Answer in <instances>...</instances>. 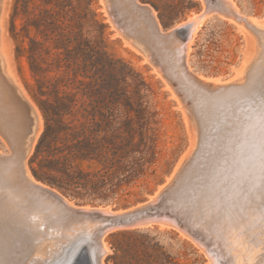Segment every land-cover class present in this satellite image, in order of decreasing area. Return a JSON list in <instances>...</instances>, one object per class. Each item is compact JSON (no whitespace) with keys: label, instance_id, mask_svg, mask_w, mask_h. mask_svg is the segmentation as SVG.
I'll list each match as a JSON object with an SVG mask.
<instances>
[{"label":"rangeland","instance_id":"1","mask_svg":"<svg viewBox=\"0 0 264 264\" xmlns=\"http://www.w3.org/2000/svg\"><path fill=\"white\" fill-rule=\"evenodd\" d=\"M115 1L118 2V0ZM139 1L151 5L163 30L169 31L176 28L178 32L179 44L175 46L176 51L171 52L172 55L169 54L170 52L167 53L168 56H172H170L171 60L168 59L170 61L166 63L162 59L163 64L158 65L159 70L155 68L151 60L152 54L145 55L144 49L134 37H137L136 32L140 27L137 23L139 19L134 20L127 12H123L122 6L116 4L114 0V3L112 0H94L93 6L99 18L107 25L110 50L129 61L153 83L157 90L155 100L161 117L157 179L151 180L148 189L143 191V185L134 186V193L120 204L105 205L106 203L77 201L66 197L76 206L93 207L92 209L103 207L120 213L122 208L134 206L145 200L148 194L173 171L174 181L161 196L155 198L156 200L154 199L146 207L148 211L145 208L144 213L142 212V216L137 220L139 225L136 221L135 225L129 223L113 228L105 234L104 239L109 251L105 254L103 263L212 264L211 255L205 246L195 239V235L211 237L215 244L221 246L227 234L221 232L216 224L221 221L218 217L226 207V203L232 201L245 216V223L237 229L238 242L230 248V252L244 255L247 263L254 261L255 264H264V176H261L258 169L254 173L249 172L250 158L258 163L260 136L259 125L253 119L257 105L250 102L249 94L255 92L258 98L261 88L264 87V79L248 89L233 88L240 81L247 80L250 74L247 70L251 72V65L259 50L257 33L247 23L221 13V9L225 10L222 7L224 0ZM233 1L238 7L239 14L264 24V0ZM14 2L15 0L2 1L0 54L8 76L27 99L38 120L37 128L30 139L26 162L32 176L41 182L33 174L31 158L44 130V116L35 96L36 80L27 56H17V42L11 32ZM121 12L124 16H121ZM120 17H123L125 21ZM22 21L21 18L16 20L18 29ZM121 21H124L123 25ZM132 22L137 23V26H133ZM191 37V47L187 55L189 68L199 73L198 77L216 84L220 83L216 88L207 90L197 87L192 88L195 90L193 91L191 87L184 85L186 83L180 84L179 81L175 83L167 75L169 67L171 68L169 71L178 73L177 70L180 68L178 57ZM153 46L155 47L154 43L151 44V47ZM169 63L173 66H169ZM174 65L176 69H173ZM243 77H246L245 80H240ZM167 79L173 83V86L168 84ZM186 91L189 92L185 94ZM16 122L18 123V120L9 121L7 125L9 129L7 127L5 130L0 129V237H2L0 250L3 248L0 251V264H17V259H20L18 260L20 264H28L30 261L34 264L36 262V264H74L73 259L77 250L84 246L89 248L90 263L99 264L93 243L89 241V238L97 234L96 230L101 224L97 221L100 218L98 214H92L93 221H88V217L87 220L79 216L74 217L76 214L73 215L72 211L54 202L50 197L31 190L29 192L21 187L18 164L24 153L22 148H15L12 143L20 142L19 134L25 133V127L19 124L21 121L18 125ZM241 187L247 189V194L238 196L236 193ZM16 199L20 200L19 203ZM55 210L59 214L62 213L61 218H58L59 214ZM164 217L177 222L174 226L163 224L161 221L165 219ZM64 219L67 220L64 221ZM146 219L153 221L142 224V221ZM31 220L36 227L30 223ZM37 222L40 224V226L38 224L39 227L36 225ZM81 223L86 226L84 227ZM90 224L94 226V229L93 226H89ZM26 227L28 230L31 229L30 231L33 230V234L39 229L36 236L38 233L40 236L31 234L32 232H28ZM74 227H77L78 231ZM43 238L44 241L41 242ZM25 239L28 241H23ZM9 242L13 244L10 246ZM6 246L8 250L5 249ZM3 251L5 254L9 251L11 253L7 256ZM22 258L24 260H21ZM227 259L231 260L232 256H228ZM4 260L9 262H1Z\"/></svg>","mask_w":264,"mask_h":264},{"label":"trees","instance_id":"2","mask_svg":"<svg viewBox=\"0 0 264 264\" xmlns=\"http://www.w3.org/2000/svg\"><path fill=\"white\" fill-rule=\"evenodd\" d=\"M93 2L15 0L11 32L44 116L33 174L77 201L120 204L157 179L161 117L155 86L110 50Z\"/></svg>","mask_w":264,"mask_h":264},{"label":"bare ground","instance_id":"3","mask_svg":"<svg viewBox=\"0 0 264 264\" xmlns=\"http://www.w3.org/2000/svg\"><path fill=\"white\" fill-rule=\"evenodd\" d=\"M2 1L3 0H0V26H1V18H2ZM108 1V0H107ZM110 1V0H109ZM225 3L224 5L222 6L223 8H225V10H220L221 13H224L225 15L229 16V17H232L234 18V20H237V21H240V22H244V23H247L248 25H250L251 27H253L257 33V37H258V41H259V50H258V53H257V56L253 62V64L251 65L252 68H251V72L247 70L248 73H250L247 77V80L246 81H240L238 84L234 85L233 88L235 89H248L252 86H254L255 84L258 83V81L260 80H263L264 79V24H261L257 21H255L254 19L252 18H249L247 19L248 17L247 16H242L241 14H239V10H238V7L237 5L235 4V2L233 0H224ZM113 2V0H112ZM111 2V3H112ZM114 2L116 4H120V6H122V8L125 10H123V12H127L130 17H132L134 20L135 19H139L135 22L138 23V25L140 27H138V32H136L137 34V37H135L137 43L144 49V54L145 55H149L150 53L152 54V62L154 63V66L157 70H159L158 68V65L161 63L163 64V60L166 62L170 61V56L172 55L171 52H174L176 51V48L175 46L178 45V32L176 30V28L172 29V30H169V31H166V30H163L162 27H161V24L160 22L158 21V18L157 16L155 15V12L153 11V8L151 7V5H148L147 3H142L140 2L139 0H118V2H116L114 0ZM113 2V3H114ZM110 3V4H111ZM112 3V4H113ZM114 4L115 6H119V5H116ZM111 7V6H110ZM122 8H120L122 10ZM119 9V8H118ZM119 9V10H120ZM122 13V12H121ZM126 13V14H127ZM119 14V13H118ZM124 13H122L121 16H124L123 15ZM125 14V15H126ZM118 17V15H116ZM116 17V18H117ZM113 18V17H112ZM120 18H123V17H120ZM126 19V16L124 17ZM123 18V20H124ZM119 19V18H118ZM127 19H128V16H127ZM132 19V20H133ZM114 20V19H113ZM120 20V19H119ZM118 20V21H119ZM125 21V20H124ZM124 21H121V24L122 22ZM201 21V20H200ZM114 22V21H113ZM130 22V21H129ZM128 22V23H129ZM120 23V22H119ZM126 23V22H125ZM124 23V24H125ZM136 23V24H137ZM117 24V23H115ZM132 24H134V22H132ZM136 24H134L133 26H135ZM123 25V24H122ZM129 25V24H127ZM130 25H131V22H130ZM121 26V25H120ZM126 26V24H125ZM137 26V25H136ZM122 27V26H121ZM135 28V27H134ZM132 28V29H134ZM126 29H127V26H126ZM136 30V28H135ZM134 30V31H135ZM124 31V30H123ZM131 31V29H130ZM129 32V31H128ZM132 32V31H131ZM196 32V31H194ZM134 33V32H133ZM135 34V33H134ZM133 34V35H134ZM196 34V33H195ZM131 37V36H130ZM192 41V37L190 38V40L185 43H187L183 48H182V52L180 53L179 55V59H180V68L179 70H177V74L176 72H172V71H169L171 68L169 67V70L167 71V75L169 77V79H172L175 81H179L180 84L181 82H183L182 84L186 85L187 87H191L190 89L193 90L192 88H202V89H213V88H216L217 86H219L218 84L220 83H213L209 80H205L204 78L202 77H198L197 75H200L199 73H196L194 72L192 69L189 68V64H188V61H187V55H188V51L190 49V42ZM154 43L155 47H151V44ZM163 50V51H162ZM168 52H170L169 54H171L170 56H168L169 54H167ZM172 57V56H171ZM175 58V56L173 57V59ZM163 59V60H162ZM170 59V60H168ZM3 57L1 56L0 54V129L1 130H5L7 125H8V122L9 121H12V120H18V123L19 121H21L19 124L22 125V127L24 126L25 127V133L20 131V133H24L21 137V134L20 135V142H18V144H14V143H17L16 141L13 142L12 144L15 145V148H22L24 155L20 161V163L18 164L19 165V168H20V178H21V187L25 188L27 191L30 192V190L32 192H36V193H40V194H44L48 197L51 198V200H53L54 202L60 204L61 206L63 205L64 207L67 208V210H70L73 212V215L74 217L75 216H79L80 218H85V220H87V217H88V221H93V219L91 218V216H93L92 214H98V217H100L97 221L100 222L101 224L98 226V229L96 230V235H93L92 238H89V241H91L93 243V246H94V252H95V255L97 256L98 258V262L99 264H104L103 263V258L105 256V254L109 251V247L107 246L106 242H105V239H104V236L105 234L113 229V228H117V227H121V226H125V225H128L129 223H132V225H135L136 224V221L142 216V213L140 212V214L136 217H134L133 219H131L130 221L128 222H121V218H123V210L119 213V212H116V211H113L111 209H108V208H103V207H98V208H94L92 209L91 207H80V206H76L74 205L66 196H64L62 193H60L58 190L54 189L53 187H50L48 186L47 184L45 183H42V182H39L37 181L31 174V172L29 171V168H28V165H27V162H26V154L29 150V144H30V139H31V136L34 134L36 128H37V124H38V120H37V117H36V114L34 112V110L32 109V107L30 106L29 102L27 101V99L24 97V95L22 94V92L20 91V89L17 87V85L12 82V80L10 79V77L8 76L6 70H5V67H4V63H3ZM166 62V63H167ZM179 63V62H178ZM165 64V63H164ZM175 64V63H173ZM171 64L169 63V66ZM173 65H171L172 67ZM175 66V65H174ZM176 66H177V63H176ZM175 66V68L173 67V69H176L177 67ZM168 68V67H167ZM166 73V71H164ZM175 73V74H174ZM246 77H243V78H240V80L244 79ZM245 80V79H244ZM178 82V84H179ZM177 83V82H175ZM179 84V85H180ZM224 84V83H223ZM227 84V83H226ZM183 86V85H182ZM187 88V89H189ZM182 89V87H181ZM189 89V90H190ZM179 90V88H178ZM199 90V89H198ZM217 90V89H216ZM195 91V90H193ZM218 91V90H217ZM184 92V91H183ZM189 92V91H188ZM187 91L185 92V94L188 93ZM192 92V91H191ZM219 92V91H218ZM193 93V92H192ZM201 93V92H200ZM221 93V92H220ZM184 94V93H182ZM209 94V93H208ZM234 95V94H233ZM188 96V95H187ZM192 95H190L191 97ZM206 96V95H205ZM216 97V96H215ZM205 99V98H204ZM213 99V98H212ZM187 100V99H186ZM207 101V100H206ZM239 101V99H238ZM215 102V101H214ZM190 106V105H189ZM200 107V106H199ZM214 109V108H212ZM214 114V113H213ZM205 118V117H204ZM11 124H14V122H10ZM18 123L16 122V124L18 125ZM15 124V126H16ZM11 126V125H10ZM14 126V125H13ZM21 127V128H22ZM19 128V127H18ZM7 129H9L7 127ZM15 129V128H14ZM16 130V129H15ZM14 130V131H15ZM19 130V129H18ZM22 130V129H20ZM12 131V130H11ZM10 131V132H11ZM8 132V131H6ZM9 132V133H10ZM17 132V130H16ZM15 132V133H16ZM4 133V132H3ZM8 134V133H6ZM5 134V135H6ZM14 135V133H11ZM9 135V134H8ZM7 135V136H8ZM13 135L11 137H13ZM15 137V136H14ZM13 137V138H14ZM9 138V137H8ZM17 138V137H15ZM19 138V139H20ZM18 139V138H17ZM16 140V139H15ZM12 141V139H11ZM14 141V140H13ZM15 151L17 149H14ZM203 150V149H202ZM19 151V149H18ZM21 152V151H19ZM16 153V152H15ZM18 153V152H17ZM15 156V154H14ZM17 158V157H16ZM14 158V159H16ZM19 160V159H18ZM213 172V171H212ZM197 174V173H196ZM202 174V173H201ZM260 182V181H259ZM203 185V184H202ZM175 191V190H174ZM178 194V193H177ZM249 196V195H248ZM156 200V199H155ZM160 200V198H159ZM17 201V199H16ZM20 201V200H18ZM17 201V202H18ZM15 202V201H14ZM15 202V203H17ZM44 202V201H43ZM19 203V202H18ZM14 204V203H13ZM40 204L42 205V202L40 201ZM39 205V203H38ZM46 206V205H45ZM40 207V205H39ZM43 207V205H42ZM41 207V208H42ZM237 207V204L234 205V203L231 201L229 203H226V207L223 208V212L219 215L220 217H218V219L220 218L221 221L218 222V224H216V226L218 227V229L227 234L226 235V238L224 240V242L221 244V246H219L218 244H215L214 243V240L211 238V237H208L206 235H195V239H197L200 243H202L206 250L209 252V254L211 255V258H212V264H255L254 261L252 263H247L244 259V255H236L235 253L232 254L230 252V248H232L238 241V238L236 236V231L238 228H241L242 225L245 223V216L242 215L239 211V209L236 208ZM45 208V207H44ZM146 208V207H145ZM149 208V207H148ZM48 209V208H47ZM56 211V210H55ZM70 211H68L70 213ZM119 211V210H118ZM146 211L147 208H146ZM57 212V211H56ZM71 212V214H72ZM93 212V213H92ZM144 212V211H143ZM246 212V211H245ZM53 213H54V209H53ZM59 214V212H57ZM55 213V214H57ZM62 214V213H60ZM60 214L58 216V218L60 217ZM153 214V213H152ZM64 215V214H63ZM68 215V214H67ZM154 215V214H153ZM162 215V214H161ZM57 216V215H56ZM69 216V215H68ZM71 216V215H70ZM69 216V217H70ZM169 216V215H168ZM14 217H17V216H14ZM19 215L17 217V219L19 220ZM63 217V216H62ZM72 217V216H71ZM152 218V216H150ZM57 218V219H58ZM61 218V217H60ZM64 218V217H63ZM67 218V217H65ZM155 218V217H153ZM152 218V219H153ZM165 218V217H164ZM167 218V217H166ZM162 219V223L164 224H171V225H175L176 222H173L172 220H169V219ZM69 219V218H68ZM72 220V218H70ZM156 219V218H155ZM154 219V220H155ZM216 219V218H215ZM217 219V220H218ZM219 219V220H220ZM12 220V219H11ZM61 220V219H60ZM59 220V221H60ZM67 220V219H64V221ZM216 220V221H217ZM15 221V220H14ZM29 221V220H28ZM37 221V220H36ZM39 221V220H38ZM63 221V220H62ZM81 221V220H80ZM79 221V223H80ZM153 221V220H151ZM150 220H145V221H142V224L143 222H150ZM157 221V220H156ZM17 222V221H16ZM58 222V220H57ZM56 222V223H57ZM70 222V221H69ZM72 222V221H71ZM74 222V221H73ZM76 222V221H75ZM78 222V221H77ZM134 222V223H133ZM138 222V221H137ZM222 222V223H221ZM14 223V222H13ZM18 223V222H17ZM34 226L35 224L33 223V221L31 220V222ZM29 223V224H30ZM59 223V222H58ZM93 223V222H92ZM19 224V223H18ZM25 224L27 225V222H25ZM38 222L36 223L37 227L38 226ZM68 224V223H67ZM82 224V223H81ZM32 225V226H33ZM64 225V223H63ZM80 225V224H79ZM84 227L86 226L85 224H82ZM95 225V224H94ZM138 225H139V222H138ZM21 226H23L21 224ZM29 226V225H28ZM68 226V225H66ZM89 226H93V225H89ZM88 226V228H89ZM97 226V225H96ZM95 226V227H96ZM181 226V225H180ZM179 226V227H180ZM253 226V225H252ZM36 227V226H35ZM65 227V226H64ZM182 227V226H181ZM7 228H9L7 226ZM6 228V229H7ZM27 228V227H26ZM76 230H77V227H74ZM254 228V227H253ZM5 229V228H4ZM3 229V230H4ZM12 229V228H10ZM14 229V228H13ZM36 229V228H35ZM34 229V230H35ZM44 229V227L42 228ZM46 229V228H45ZM61 229V228H60ZM91 229V228H90ZM89 229V230H90ZM93 229H94V226H93ZM19 230V229H18ZM28 230V228L26 229ZM31 230V229H30ZM28 230V232L30 231ZM39 229H37L38 231ZM84 230V229H83ZM250 230V229H249ZM255 230V229H254ZM5 231V230H4ZM14 231V230H13ZM12 231V232H13ZM25 231V230H24ZM23 231V233H24ZM33 231V230H32ZM30 231V232H32ZM36 230L34 231L35 234H33V232L31 234L35 235L36 236ZM44 230H42L43 232ZM78 231V230H77ZM76 231V232H77ZM184 231V230H183ZM245 231V230H244ZM261 231V230H260ZM7 232V230H6ZM9 232V231H8ZM15 232V231H14ZM72 232V230H71ZM75 232V233H76ZM5 233V232H4ZM3 233V234H4ZM11 233V231H10ZM20 233V231L18 232ZM22 233V235H23ZM27 233V232H26ZM41 233V231H40ZM44 233V232H43ZM69 233V231H68ZM73 233V232H72ZM72 233H69V234H72ZM254 233V232H253ZM28 234V233H27ZM26 234V235H27ZM65 234V233H64ZM252 234V233H251ZM10 235V234H9ZM8 235V236H9ZM25 235V236H26ZM39 235V233L37 234V236ZM224 235V234H223ZM0 236H1V233H0ZM30 236V235H29ZM36 236V237H37ZM40 236V235H39ZM4 237V236H3ZM66 237V236H65ZM2 238V237H0ZM16 238V237H15ZM35 238V237H34ZM46 239V238H45ZM245 239V238H244ZM253 239V237H252ZM2 240V239H1ZM7 241L9 239H6ZM5 240V241H6ZM32 240L34 241L33 237H32ZM40 240V239H38ZM10 241V240H9ZM22 241V240H20ZM23 241H26L23 240ZM28 241V240H27ZM26 241V242H27ZM37 241V240H36ZM44 241V238L43 240H41V242ZM10 243V242H9ZM31 243V242H29ZM37 243V242H36ZM249 243H252V242H249ZM11 244L13 243H10V246ZM28 244V243H27ZM26 244V246H27ZM246 244V243H245ZM248 244V243H247ZM16 245V244H15ZM21 245H23L21 243ZM20 245V246H21ZM33 245H37V244H33ZM1 246V245H0ZM25 246V247H26ZM40 246V245H39ZM47 246V245H46ZM46 246L44 247L46 249ZM247 246V245H246ZM19 247V246H18ZM24 247V246H23ZM237 247V246H236ZM241 247V246H240ZM1 248V247H0ZM12 248V247H11ZM33 248V247H32ZM3 249V248H2ZM1 249V250H2ZM7 249V246L6 248ZM4 249V250H5ZM10 249V248H9ZM26 249V248H25ZM40 249V248H39ZM44 249V250H45ZM0 250V251H1ZM8 250V249H7ZM11 250V249H10ZM14 250V249H13ZM16 250V249H15ZM41 250V249H40ZM43 250V249H42ZM243 250V249H242ZM241 250V251H242ZM6 251V250H5ZM17 251V250H16ZM26 252V250H23ZM29 251V250H28ZM4 252V251H3ZM30 252V251H29ZM28 252V253H29ZM245 252V251H244ZM247 252V251H246ZM9 253H11L9 251ZM8 253V254H9ZM14 253V252H13ZM23 253V252H21ZM35 253V252H34ZM243 253V252H242ZM250 253V252H249ZM249 253L247 254V256L249 255ZM5 254V252H4ZM7 253L5 255L9 256ZM20 254V253H19ZM26 254V253H25ZM43 254V253H41ZM12 255V254H11ZM10 255V257H11ZM24 255V254H23ZM21 255V256H23ZM4 256V255H3ZM20 256V257H21ZM38 256V255H37ZM37 256H34V257H37ZM231 257L232 256V259L228 260L227 258ZM246 256V255H245ZM1 257V256H0ZM44 257V256H43ZM43 257L41 258L43 261ZM12 258V257H11ZM15 258V257H14ZM13 258V259H14ZM210 258V259H211ZM248 257H246L247 259ZM3 259V257H2ZM5 259V258H4ZM9 259V258H8ZM17 259V257H16ZM16 259H15V262H16ZM39 259V258H37ZM1 260V258H0ZM18 260L20 259H17V264H20L18 262ZM21 260H24L23 258ZM36 260V259H35ZM74 260V259H73ZM6 260L4 261H1V262H5ZM14 261V260H13ZM28 261V260H27ZM37 261V260H36ZM7 262V261H6ZM9 262V261H8ZM7 262V263H8ZM29 262V261H28ZM35 262V261H34ZM39 262V261H38ZM12 263V262H11ZM37 263V262H36ZM35 263V264H36ZM258 263V262H257ZM3 264V263H1ZM6 264V263H5ZM28 264H34V263H31V261L28 263ZM40 264V263H39ZM73 264V263H72ZM91 264V263H90Z\"/></svg>","mask_w":264,"mask_h":264},{"label":"water","instance_id":"4","mask_svg":"<svg viewBox=\"0 0 264 264\" xmlns=\"http://www.w3.org/2000/svg\"><path fill=\"white\" fill-rule=\"evenodd\" d=\"M167 82H168V84H171L173 86V83L169 79H167ZM175 92H177V91L175 90ZM174 179H175V174L173 175V171H172L167 178H165L159 185H157L148 194V197L145 200H143L141 202H138L134 206L122 208V210H123L122 213H123L124 216H123V218H121L120 221L121 222H128L131 219H133L134 217L138 216L140 214V212L142 213L143 211H145V207L149 206L155 198H157L158 196H161L164 193V191L172 184ZM38 180H40L41 182H44L41 179H38ZM44 183L47 184L50 187H54V186H52L49 183H46V182H44ZM54 188H56V187H54ZM59 191L63 195H65V196L71 198L72 200H74L71 196L65 194L61 190H59ZM76 204L77 205H83V204H79V203H76ZM105 205H109V204L106 203ZM117 210H120V209H117ZM74 264H90V254H89V248L87 246H84V247L79 248L77 250V252L75 254V257H74Z\"/></svg>","mask_w":264,"mask_h":264},{"label":"snow or ice","instance_id":"5","mask_svg":"<svg viewBox=\"0 0 264 264\" xmlns=\"http://www.w3.org/2000/svg\"><path fill=\"white\" fill-rule=\"evenodd\" d=\"M250 95V102L257 105V110L253 119L259 125V153H258V163L255 159L250 158L249 172H255L259 170L261 176H264V87L261 88L259 96L255 92ZM247 189L241 187L236 193L238 196L246 195Z\"/></svg>","mask_w":264,"mask_h":264}]
</instances>
